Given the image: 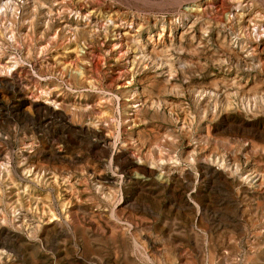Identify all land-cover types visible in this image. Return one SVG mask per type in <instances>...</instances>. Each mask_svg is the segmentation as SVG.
I'll use <instances>...</instances> for the list:
<instances>
[{
	"label": "rangeland",
	"instance_id": "374dc122",
	"mask_svg": "<svg viewBox=\"0 0 264 264\" xmlns=\"http://www.w3.org/2000/svg\"><path fill=\"white\" fill-rule=\"evenodd\" d=\"M5 1L0 264H264V0Z\"/></svg>",
	"mask_w": 264,
	"mask_h": 264
},
{
	"label": "bare ground",
	"instance_id": "6f19581e",
	"mask_svg": "<svg viewBox=\"0 0 264 264\" xmlns=\"http://www.w3.org/2000/svg\"><path fill=\"white\" fill-rule=\"evenodd\" d=\"M38 1V0H37ZM36 1V2H37ZM193 1H195V4H199V2H200V0H193ZM262 1V0H261ZM13 3V0H8V1H5L3 4L4 5H2V6H8L9 4H12ZM40 3V2H39ZM42 3V2H41ZM41 3H40V5H41ZM45 5V4H44ZM42 6V5H41ZM6 9H8V8H6ZM5 9V10H6ZM14 10V9H13ZM3 14V13H2ZM82 31H85L84 29L82 30ZM87 34V33H86ZM160 34V33H159ZM13 40V39H12ZM15 64H16V62H14ZM160 63V62H159ZM13 66H14V64L13 65H11V66H6V63L5 64H3V65H0V74L1 73H8V72H11L12 71V68H13ZM44 78V77H43ZM133 93H135V92H133ZM132 93V94H133ZM43 95H46V93L44 92V93H42ZM49 94V93H48ZM171 103V102H170ZM187 155V154H186ZM176 159V158H175ZM133 171V170H132ZM168 176V175H167ZM64 180V179H63ZM259 204V203H258ZM110 211V210H109ZM199 211V210H198ZM57 212V211H56ZM52 218H53V215L51 214L50 215V217H49V219L50 220H52ZM130 233V232H129ZM132 237V236H131Z\"/></svg>",
	"mask_w": 264,
	"mask_h": 264
}]
</instances>
